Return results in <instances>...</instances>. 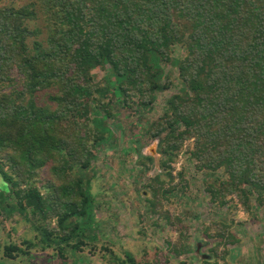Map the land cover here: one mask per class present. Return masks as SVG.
Returning a JSON list of instances; mask_svg holds the SVG:
<instances>
[{
	"label": "trees",
	"instance_id": "obj_1",
	"mask_svg": "<svg viewBox=\"0 0 264 264\" xmlns=\"http://www.w3.org/2000/svg\"><path fill=\"white\" fill-rule=\"evenodd\" d=\"M172 88L162 113L136 133L158 139L161 156L146 186L152 228L178 232L167 239L169 253L192 252L176 208L192 166L212 208L225 212L205 227L213 261L202 264L233 261L238 250L228 246L241 243L235 226L245 222L237 213L264 207V0L0 6V207L39 221L32 245L60 253L63 245L95 247L97 196L105 193L93 190L95 164L117 145L116 110L150 113ZM130 144L150 174L156 158L138 139ZM19 251L26 252L4 247L9 259ZM125 256L120 264H140ZM164 258L143 264H169Z\"/></svg>",
	"mask_w": 264,
	"mask_h": 264
},
{
	"label": "rangeland",
	"instance_id": "obj_2",
	"mask_svg": "<svg viewBox=\"0 0 264 264\" xmlns=\"http://www.w3.org/2000/svg\"><path fill=\"white\" fill-rule=\"evenodd\" d=\"M29 1L0 0V6L20 5ZM178 54L179 52H176L174 56ZM174 93L173 88L162 92L154 111L150 113L136 112L132 108L116 110L117 121L122 126L121 132L118 133L117 145L113 150L102 151L95 164L98 173L96 180L100 183L92 185L93 190L96 193L104 189L105 193L97 196L96 214L101 234L94 248L89 246L81 252L63 245L61 254L57 247L42 249L40 246H34L39 243L38 232L35 230L39 221L34 217L28 220L18 212L10 214L0 207V264H120L126 257V252L134 256L140 264L157 256L163 259L166 257L169 264H202L204 260H211L213 255L210 249L213 246L204 234L205 227L215 216L225 212L212 208L208 197L203 193V175L197 174L192 166L189 168L192 183L187 192L176 199V208L185 218L187 226L185 244L193 248L192 252L178 257L169 253L167 239L172 236L175 241L178 232L153 229L154 225L147 211L146 198L151 197L146 188L147 182L160 171L161 156L158 154V139L146 141L144 135L136 133L140 131V127H146L162 113L166 98ZM120 133L124 135L123 138ZM131 139H138L143 143L142 152L156 158L155 168L150 174L142 173L138 154L131 150ZM183 162H186L185 157L180 158L176 164V173L183 168ZM187 211L189 213H186ZM237 217L240 221H245L242 226H235L241 243L230 245L228 248L238 250V256L233 261L228 258L218 264H264V207H256L253 215L241 211L237 213ZM23 241L31 243V246L25 245ZM6 245H19L26 252L19 251L15 259L6 258Z\"/></svg>",
	"mask_w": 264,
	"mask_h": 264
},
{
	"label": "water",
	"instance_id": "obj_3",
	"mask_svg": "<svg viewBox=\"0 0 264 264\" xmlns=\"http://www.w3.org/2000/svg\"><path fill=\"white\" fill-rule=\"evenodd\" d=\"M199 249H200V247H198V250H197V252H199Z\"/></svg>",
	"mask_w": 264,
	"mask_h": 264
}]
</instances>
